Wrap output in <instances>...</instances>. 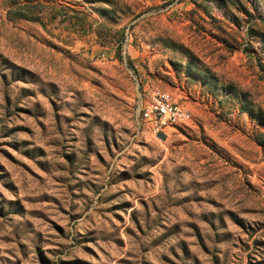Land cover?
<instances>
[{"label": "rangeland", "instance_id": "obj_1", "mask_svg": "<svg viewBox=\"0 0 264 264\" xmlns=\"http://www.w3.org/2000/svg\"><path fill=\"white\" fill-rule=\"evenodd\" d=\"M0 264H264V0H0Z\"/></svg>", "mask_w": 264, "mask_h": 264}, {"label": "built area", "instance_id": "obj_2", "mask_svg": "<svg viewBox=\"0 0 264 264\" xmlns=\"http://www.w3.org/2000/svg\"><path fill=\"white\" fill-rule=\"evenodd\" d=\"M137 117L140 127L151 130V135H166L165 130L173 126V120L187 123L191 119L189 111L166 90H154L151 99L139 108Z\"/></svg>", "mask_w": 264, "mask_h": 264}, {"label": "bare ground", "instance_id": "obj_3", "mask_svg": "<svg viewBox=\"0 0 264 264\" xmlns=\"http://www.w3.org/2000/svg\"><path fill=\"white\" fill-rule=\"evenodd\" d=\"M190 116V115H189ZM178 121H183V120H173V126H174V123L175 122H178ZM186 122V121H185ZM149 131H151V130H149Z\"/></svg>", "mask_w": 264, "mask_h": 264}, {"label": "water", "instance_id": "obj_4", "mask_svg": "<svg viewBox=\"0 0 264 264\" xmlns=\"http://www.w3.org/2000/svg\"><path fill=\"white\" fill-rule=\"evenodd\" d=\"M162 134H158V136H161Z\"/></svg>", "mask_w": 264, "mask_h": 264}]
</instances>
